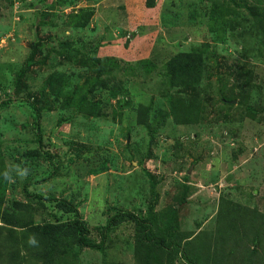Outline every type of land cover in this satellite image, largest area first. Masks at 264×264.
<instances>
[{
	"label": "rangeland",
	"instance_id": "obj_1",
	"mask_svg": "<svg viewBox=\"0 0 264 264\" xmlns=\"http://www.w3.org/2000/svg\"><path fill=\"white\" fill-rule=\"evenodd\" d=\"M73 1L75 4H68L70 0L65 3L54 0L46 5L47 0H44L46 4L41 0H0V149L5 172L13 178V182H8L13 187V191H8L9 199L24 201L23 187L27 186L31 192L44 197L73 202L96 236L95 228L104 226L107 219L119 211L135 215L143 212L145 216V208L152 199L150 177L146 174L149 172L157 182V211L173 204L174 197L180 196L184 187L191 188L187 203L180 206L181 226L187 232L198 233L196 221L200 220L201 233L215 235L223 198L249 208L250 215L259 212L264 216V55L259 52L264 53V40L257 42L259 36L251 25L252 14L241 8L238 19L244 21L245 26L239 25L236 34L232 32L226 43H211L217 65L214 70L213 63L210 90L214 102L219 97V88L224 89L225 94L227 89L234 92L248 89L246 81L250 78L252 85L257 87L251 99L259 111L257 118L246 114L241 122L237 109L227 118L229 110L221 114L220 105L214 104L215 107L218 105L217 109L207 106L198 122L192 120L186 125H177L173 117H164L165 125L146 128L138 121L139 112L145 107L154 111L161 106L163 110L165 104L161 105L160 99L167 84L157 74L144 73L142 68L134 66L137 57L142 51L149 59L153 54L168 53L161 49L164 45L171 51L177 46L178 50L189 51L195 44L214 41L215 35L209 33V18L205 19L203 15L213 5L223 6L224 26L230 25L229 21L234 18L229 20V12L236 9V3L155 0L156 6L148 8L146 0ZM249 2L251 4L253 0ZM82 8L95 9L90 26L82 30L67 27L71 14ZM164 13H171L176 17L174 23L183 26L172 30L174 35L171 37L170 27L162 24L166 18L162 16ZM141 26L146 29L140 36H131L132 40L122 36L124 31L131 34ZM184 33L186 38L183 39ZM219 34H223V28ZM161 39L164 42L158 45ZM34 41L45 42V48L51 45L55 50L60 48L61 52L60 44L70 43L90 57L93 48L99 45L98 56L105 64L112 65L106 79L109 76L115 78L105 81L106 86L101 85L94 95L93 102L100 107L92 113L88 112L92 109L90 103L84 113L74 108L63 110L51 96L48 103H45L47 98L41 97L44 105L38 104L34 111L30 110L24 102L26 92L18 95L10 81L4 80V74L10 69L1 70V67L8 64L22 66ZM63 61L62 69L66 68L67 74H78L77 63ZM130 61L131 67L127 64ZM49 64L48 61L45 66L30 68L26 81L32 80L34 91L38 88L34 94L50 73ZM236 64L246 75H237ZM88 75L92 77L93 70ZM111 82L118 88L117 96L109 87ZM126 93L125 98L131 106L127 108L118 104ZM21 102L23 104L19 105ZM99 112L101 114L97 116ZM33 149L41 150L43 157L30 158L25 154ZM19 169H27L28 174L20 177ZM46 210L49 211L43 218L55 213L50 208ZM132 227L125 224L112 235L114 242L108 243L107 259L116 255L122 263L137 264L133 245L127 247L133 234ZM241 237L238 235V242ZM255 246L264 250V243L258 246L255 241ZM218 252L219 249L212 254L207 251L206 257L212 256L210 264H220L218 259L223 255H215ZM82 258L84 264H101L103 255L85 250ZM177 264L190 263L180 258Z\"/></svg>",
	"mask_w": 264,
	"mask_h": 264
},
{
	"label": "trees",
	"instance_id": "obj_2",
	"mask_svg": "<svg viewBox=\"0 0 264 264\" xmlns=\"http://www.w3.org/2000/svg\"><path fill=\"white\" fill-rule=\"evenodd\" d=\"M53 1L47 0L46 4L44 0H41L42 4L46 5ZM61 2L65 3V0H60ZM224 2L227 5H232V3L237 5L236 9L229 12L231 14L229 20L234 18L229 21L230 25L224 26L226 21L224 22L223 18L226 16L223 6L213 5L203 15L205 19L209 18V33L215 35L212 37L214 41L205 40L198 45L195 44L189 51L178 50L179 46L171 51L169 46L164 45L161 49L168 50V53L153 54L149 59L150 57L145 58V53L142 51L141 55L137 57V60L140 61L136 60L134 64L131 61V63L127 62L130 67L133 64L137 68H142L144 73L157 74L156 76L162 78L163 83L167 84L164 95L160 99V104H165L163 110L160 106L154 111L150 107L138 111V121L146 128H157L161 123L165 125L162 122L164 117H167L166 119L173 117L177 125H186L192 120L198 122L199 116L207 106L217 109L218 105H220L219 112L221 114L229 110L227 118L229 113L235 109L240 110L237 115L241 122L245 120L246 114L250 118H257L256 114L259 111L251 102L252 92L257 87L252 85L250 78L246 81L248 89H239L237 92L227 89L228 93L225 94V90L219 88L217 93L219 97L214 102L212 101L213 92L210 90V79L213 63H215V70L217 59H213L215 53L212 51L211 43L214 45L226 43L232 32L236 34L240 28L239 25L245 26L244 21L238 19L241 8L247 9L252 14L254 20L251 25L257 30L255 34L259 36L257 42L263 41L264 0H253L251 4L249 0H224ZM68 4H75V2L70 0ZM146 6L148 8L155 7V0H146ZM94 14V8L78 9L71 14V21L67 23V27L76 30L85 29L90 26ZM162 16L166 17L162 24L168 25L171 29L169 37L174 35L172 30L177 27L183 28V26L174 23L176 17L171 13H164ZM46 24L44 22V25ZM221 28H223L222 35L219 34ZM145 29L146 27L141 26L137 32L131 34L124 31L122 36H127L129 40H132L131 36H140L145 32ZM181 37L186 38V34H182ZM171 41L177 45L176 40L172 39ZM163 42L161 39L158 41V45ZM44 43L34 41L31 44V51L22 66L16 67L14 64H8L1 67V70L7 67L10 69L7 74H4V80L10 81L11 87L16 88L17 94L26 92L24 102L27 103L30 110L34 111L38 104L44 105V102L42 104L41 101L43 97L47 98L45 103H48V98L51 96L56 99L55 103L63 110L74 108L84 113L87 111L85 107L90 103L92 109L88 112L92 113L95 108L100 107L99 104L93 102L94 95L98 88L102 87L101 85H105V81H113L115 78L109 76L106 79L108 69L112 65L105 64L104 59L98 56L99 45L93 48V56L90 57L82 53L79 48L74 49L70 43L60 44L62 52L59 51L60 48L55 50L52 45L45 48ZM65 47H68L67 50L63 49ZM175 49L177 51H174ZM259 52L264 55L261 51ZM135 53L137 54V52ZM63 60L77 63L79 65L78 74H67L66 68L62 69L65 65ZM48 61L50 62V73L43 78L40 90L34 94L38 88L34 91L33 85L30 83L32 80L26 81V77L29 75L31 67L45 66ZM124 64L127 66L126 63ZM234 69H238V76L246 75V73H242L243 69L239 64H236ZM91 70H93L92 77L88 75ZM113 85L111 82L109 87L113 95L117 96L118 88ZM37 95L40 97L37 98ZM127 95L128 93L118 100V104L125 108L131 107L130 102L125 98ZM22 104V102L19 103V105ZM214 104L218 105L215 107ZM37 110L40 114V108ZM100 114L99 112L96 115ZM40 142H42L41 138ZM25 154L30 158L43 157V153L39 149L27 151ZM2 160L3 151L0 149V175L6 171ZM146 174L150 177L152 199L145 208V216H143V212L135 215L119 211L110 216L104 226L95 228L96 236L73 202L56 197H44L31 192L27 186L23 187L24 201L9 199L8 191L13 187H10L11 183L8 185L9 181L4 176H0V264H84L82 253L85 250L101 253L103 255L101 264H125L116 255H112L110 260L107 259L109 258L108 243L113 244L114 242L112 235L125 224L133 226V234L129 237L130 241H127V247L133 245L134 259L137 264H177L180 258L190 264H210L209 260L212 256L206 257L207 251L208 254H212L216 249H219V252L215 255H223L218 259L220 264H259L258 261L264 262V250L255 246V241L258 242V246L264 243V216L262 214L257 212L250 215L248 214L249 208L240 207V205L228 202L223 198L217 216L219 227L215 235L201 233L202 222L200 220L196 221L198 233L187 232L181 226L180 206L187 203L191 188L184 187L183 191L179 192L181 195L174 197L173 204L157 211L159 195L156 190V178L149 172ZM47 207L54 210L55 213H50L49 217L43 218V215L49 211L46 210ZM43 209L45 211L42 213ZM58 213H62V215ZM33 234L39 242L37 246L28 244V239ZM238 235L244 237L243 239L246 241L243 242L241 237L238 242Z\"/></svg>",
	"mask_w": 264,
	"mask_h": 264
},
{
	"label": "clouds",
	"instance_id": "obj_3",
	"mask_svg": "<svg viewBox=\"0 0 264 264\" xmlns=\"http://www.w3.org/2000/svg\"><path fill=\"white\" fill-rule=\"evenodd\" d=\"M28 174V170L27 169H19L18 170V175L20 177H25ZM4 177L6 180H8L9 182H13V178L7 173H4ZM38 240L36 238V236L33 234L32 236L29 237L28 239V244L30 246H37L38 245Z\"/></svg>",
	"mask_w": 264,
	"mask_h": 264
},
{
	"label": "water",
	"instance_id": "obj_4",
	"mask_svg": "<svg viewBox=\"0 0 264 264\" xmlns=\"http://www.w3.org/2000/svg\"><path fill=\"white\" fill-rule=\"evenodd\" d=\"M234 103H236V102L234 101Z\"/></svg>",
	"mask_w": 264,
	"mask_h": 264
},
{
	"label": "crops",
	"instance_id": "obj_5",
	"mask_svg": "<svg viewBox=\"0 0 264 264\" xmlns=\"http://www.w3.org/2000/svg\"><path fill=\"white\" fill-rule=\"evenodd\" d=\"M128 32H130V31H128Z\"/></svg>",
	"mask_w": 264,
	"mask_h": 264
}]
</instances>
